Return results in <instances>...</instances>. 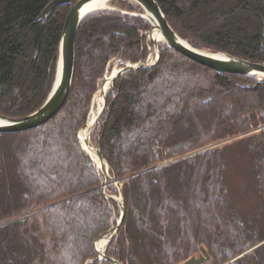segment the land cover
Returning <instances> with one entry per match:
<instances>
[{"label":"trees","instance_id":"16d2710c","mask_svg":"<svg viewBox=\"0 0 264 264\" xmlns=\"http://www.w3.org/2000/svg\"><path fill=\"white\" fill-rule=\"evenodd\" d=\"M52 1L0 0L2 114L36 111L53 88L64 24L77 0L41 16ZM157 1L194 45L264 63V0ZM120 2L121 9L142 10L132 0ZM150 26L119 10L88 15L62 109L34 129L0 132V264H116L111 257L178 264L202 246L211 256L204 264H264V232L247 228L228 196L223 146L189 153L264 124V81L217 71L165 42L154 65L117 77L92 132L127 205L106 257L98 256L96 240L119 205L103 192L104 174L79 132L112 60L146 57L143 31ZM259 134L257 143L254 134L247 138L257 151L264 198V129Z\"/></svg>","mask_w":264,"mask_h":264},{"label":"water","instance_id":"95a60500","mask_svg":"<svg viewBox=\"0 0 264 264\" xmlns=\"http://www.w3.org/2000/svg\"><path fill=\"white\" fill-rule=\"evenodd\" d=\"M92 0H77L72 3L70 11L67 15L63 33L60 41L59 48V59L57 65V73L56 79L53 85L51 92L49 93L47 99L43 103V105L38 108L36 111L25 115V116H9L6 114L0 113V117L4 120L3 123L0 124V132H18L34 129L38 126H41L51 120L65 105L67 102L72 85L74 80V72H75V61H76V38L80 25L83 20L90 14L104 9L110 10H119L124 13H131L140 15L142 17L148 18L147 14L156 16L158 18L159 23L155 24L152 19L148 18L151 21V28L148 30V43L151 45L152 42L159 52V44L160 42L156 40L153 36L154 32L161 33L163 36V42L167 43L172 48L186 55L187 57L204 64L206 66L212 67L220 72H230V73H240L247 74L258 77L260 80L264 81V63L254 62L249 59L239 57L236 55H232L230 53L214 50L210 48L199 47L191 43L187 38L182 37L170 24L168 19L166 18L165 13L163 12L160 4L157 0H132L138 3L142 12H134L127 11L118 7L108 6V7H95L90 8L88 6L89 2ZM70 3L71 0H54L52 1L42 12L41 16L48 13L50 10L54 9L60 3ZM153 36V37H152ZM160 57V53L158 54V58L156 61H149V57L139 61L132 62L127 60L123 62V66L119 68L117 73L112 76V84L111 87H114L115 80L119 75L125 73L130 70L144 68L148 66L154 65ZM108 77V74L105 75V79ZM103 85V84H102ZM103 86L100 87V90ZM108 92H104V106L99 111L97 118L94 122V127L97 124L98 120L101 117L105 107H106V95ZM94 105V100H93ZM89 125V122L85 124V127ZM82 128V129H83ZM94 129V128H93ZM81 131V130H80ZM79 138L81 140V134L79 132ZM82 144V141H81ZM82 147L90 154L87 148L82 144ZM95 147L97 149V153L100 157V161L97 162L94 160L92 155L90 156L93 160L98 164V167L102 170L104 174L103 182L101 188L105 193L106 197L115 200L121 208L120 217L117 220V223L112 225L108 231H106L104 235H110L109 241L113 238V236L118 232L121 224L123 223L124 217L126 215L127 205L124 199L123 192V183L112 176L110 174V165L105 159L101 148L98 144V141H95ZM106 164L108 166H106ZM109 167V168H108ZM109 169V173H108ZM109 180L116 184L119 189V196L115 197L114 195L108 194L106 192V186L108 185ZM101 236V237H102ZM259 245V244H258ZM257 245V246H258ZM256 247V246H255ZM98 255L101 257H106V248L103 251H100L97 248V244L95 245ZM114 259L116 264H122L116 258ZM238 258V257H237ZM234 258L233 260L237 259ZM211 256L205 246L201 247V252L199 256L192 255L184 261V264H204L209 262Z\"/></svg>","mask_w":264,"mask_h":264},{"label":"rangeland","instance_id":"374dc122","mask_svg":"<svg viewBox=\"0 0 264 264\" xmlns=\"http://www.w3.org/2000/svg\"><path fill=\"white\" fill-rule=\"evenodd\" d=\"M120 5H121L120 0H114L112 3L113 7L121 8ZM133 11L142 12V10L141 11L133 10ZM149 29L143 31V36L147 43H148V30ZM162 42L163 41H161L160 44ZM160 44H159V52H158V49L155 47L153 42L151 45L148 43V52H147L146 57H149V61L154 62L157 60L158 54L160 53ZM126 61L127 60H123L120 57L113 59L111 62V68L107 70L105 75L113 71L116 65H119V68H120L121 66H123V62H126ZM105 75L100 81L99 88L102 86L103 82L105 81ZM97 93H98V90L95 93L93 100L95 99V96ZM258 128L259 127H254L253 129L245 133L231 136L224 140L212 142L206 146L198 148L189 153H195V152L203 151L205 149L214 148L217 146H223V157L226 162L225 181L227 185V193L233 204V208L235 209V212L237 213V215H239L241 219L245 222V225L247 228L252 229L254 227L259 226L260 231L264 232V198L258 187L256 170H255L256 168L255 163L257 160V151H255L254 148H252V144H251V141L257 143L261 140V136L259 134L260 130ZM250 134H254L251 137L252 139L251 141L249 140V138H247V135H250ZM91 141L92 143H94L92 137H91ZM110 183L112 182L109 181L108 185L106 186V192L108 194L114 195L115 197H118L119 189L117 185L115 184L118 191L115 193L111 189ZM120 213H121V208L119 205V208L115 211L113 215L112 225L117 223V220L120 217ZM97 240H96V244H97ZM257 245L258 244H256L255 246ZM255 246H253L249 250L254 249ZM199 254L200 253H198L196 256H199ZM242 254L236 256L235 258L237 257L239 258ZM227 263L228 262L224 264H227ZM178 264H184V261Z\"/></svg>","mask_w":264,"mask_h":264},{"label":"bare ground","instance_id":"6f19581e","mask_svg":"<svg viewBox=\"0 0 264 264\" xmlns=\"http://www.w3.org/2000/svg\"><path fill=\"white\" fill-rule=\"evenodd\" d=\"M113 1L114 0H92L89 2L88 6L90 8L108 7V6H112ZM147 17L152 19V21L155 24L159 23V20H158V18H156V16L148 13ZM153 36L159 42H161L163 40V36L161 33L154 32ZM118 70H119V65H116L114 67L113 71H111L108 74V77L103 82L102 89L100 91H98V93L96 94L95 99H94V106H93V108L90 112L89 118H88L89 125L80 131L82 144L87 148V150L90 152V154L92 155L94 160L97 162L100 161V157L97 153V149H96L94 143H92V141H91V137H92L91 135H92L93 128H94L95 119L97 118L99 111L104 106V101H105L104 100V92L109 91L111 84H112V76H114ZM3 122H4V120L0 117V124ZM106 166H108V165L106 164ZM108 173H109V169H108ZM109 236L110 235H104L97 240V248L100 251H103L106 248V245L109 241Z\"/></svg>","mask_w":264,"mask_h":264},{"label":"built area","instance_id":"2783aa9c","mask_svg":"<svg viewBox=\"0 0 264 264\" xmlns=\"http://www.w3.org/2000/svg\"><path fill=\"white\" fill-rule=\"evenodd\" d=\"M262 128H264V124L260 125V127H259V129H262Z\"/></svg>","mask_w":264,"mask_h":264}]
</instances>
